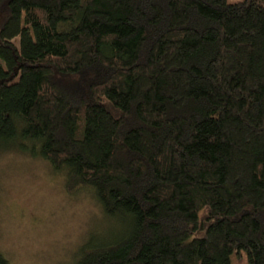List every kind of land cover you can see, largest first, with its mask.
<instances>
[{
  "label": "trees",
  "instance_id": "obj_1",
  "mask_svg": "<svg viewBox=\"0 0 264 264\" xmlns=\"http://www.w3.org/2000/svg\"><path fill=\"white\" fill-rule=\"evenodd\" d=\"M10 147L125 222L73 264H264V0H0Z\"/></svg>",
  "mask_w": 264,
  "mask_h": 264
},
{
  "label": "rangeland",
  "instance_id": "obj_2",
  "mask_svg": "<svg viewBox=\"0 0 264 264\" xmlns=\"http://www.w3.org/2000/svg\"><path fill=\"white\" fill-rule=\"evenodd\" d=\"M124 223L102 215L89 189L68 190L29 150L0 152V254L9 264H73L88 239L121 235Z\"/></svg>",
  "mask_w": 264,
  "mask_h": 264
}]
</instances>
